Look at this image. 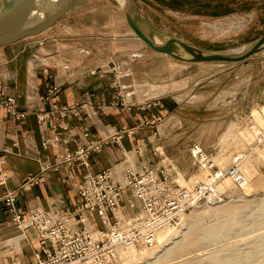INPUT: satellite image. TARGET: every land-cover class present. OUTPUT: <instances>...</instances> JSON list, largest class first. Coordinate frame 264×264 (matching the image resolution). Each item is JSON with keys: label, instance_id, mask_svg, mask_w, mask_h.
<instances>
[{"label": "crops", "instance_id": "obj_1", "mask_svg": "<svg viewBox=\"0 0 264 264\" xmlns=\"http://www.w3.org/2000/svg\"><path fill=\"white\" fill-rule=\"evenodd\" d=\"M61 30L68 33L63 34ZM87 33V29L79 23L69 24L61 20L39 36L0 49V92L16 97L20 109L29 113L25 120L16 122L0 105V150L7 151L3 170L9 175L5 183L0 184V199L9 191L20 188L26 177L41 174L43 168L49 167L36 186L19 192L17 207L22 210H74L79 201L76 186L82 183L87 173H97L108 168L132 169L136 172L152 169L155 173H163L162 167L165 175L176 172H170L164 164L155 163V160L163 157L162 154L158 156L159 148L156 146L164 144L165 148L163 139L166 134L163 135V132L168 129L167 126L161 124L155 131L147 123L156 115H163L161 110L168 97L167 93H173L176 89H196L201 76L194 73V68L211 63L177 61L147 46L141 47L139 53L134 54L136 50L132 45L137 43V39L133 35L121 36V44L112 43L110 48L113 58L120 59V63H124L129 54L136 55L129 62L127 60L131 70V84L133 89L139 91L132 98L138 100L140 96L146 106L132 108L125 101L123 107L111 110L109 115L95 113L90 117H71L66 122L67 130H54L48 124L39 125L35 114L39 110H50L58 106L74 107L84 101L92 104H110L114 101L122 103L120 98L123 99V86L118 82L116 71H112L109 66L113 58L105 56L106 43H101L96 53L90 52ZM239 64H228L227 67L234 69ZM55 87L60 88L58 102L41 99ZM114 129H133L134 133L125 135L121 144L103 147L100 154L92 156L88 169L77 165L54 169L66 152H73L88 142L110 136ZM55 137L61 139L57 144L53 142ZM173 139L179 141L181 137ZM46 141H50V145L45 148ZM165 157V161H170L167 167L174 169L177 160ZM194 166L191 162L192 169L187 172L177 170L187 178L192 176ZM122 211L125 215L130 214L125 209ZM90 219L97 228H104L95 215H90ZM15 234L12 217L0 209V264L13 263L8 258L6 243ZM27 235L28 240L32 241L31 250L24 246L17 264L35 262L39 237L34 229H29Z\"/></svg>", "mask_w": 264, "mask_h": 264}, {"label": "rangeland", "instance_id": "obj_2", "mask_svg": "<svg viewBox=\"0 0 264 264\" xmlns=\"http://www.w3.org/2000/svg\"><path fill=\"white\" fill-rule=\"evenodd\" d=\"M133 1L157 29L202 50L230 52L247 47L264 35V0ZM61 20L69 22V24L79 23L80 26L87 29L89 36L87 41L90 44L88 50L90 52L96 53L101 43H106L105 56L107 58H113L110 48L112 43L121 44L119 39L125 34L135 36L126 22L121 6L115 0H88L82 6L67 13ZM61 32L63 34L68 33L66 30H61ZM153 38L155 41L161 42L154 35ZM136 39L137 43L132 45L136 50L134 54L139 53L138 50L141 47L147 46L138 38ZM134 54H129L128 62L136 57ZM127 60L120 63V59L113 58L109 64L111 70L116 71L119 76L118 82H121L123 86V99L120 98V100H123L124 103L127 101L128 104H125L131 105L132 108L144 107L146 105L142 103L143 99L140 96L138 100L136 97L132 98V95L134 93L139 94V91L133 89L131 84V70ZM227 65V63H211L206 66H196L194 73L201 76L196 89L185 91L176 89V91H172L173 93H167L168 97L165 99L164 108L161 110L164 116L159 115L164 119L162 124L168 128L163 132V135L166 134L163 139L165 148L164 144L156 146L159 148L158 156L162 154L163 157H159L155 163L164 164L167 170L169 169L170 172L175 170L176 172L165 175V169L162 167L163 173L156 171V174L160 179L166 178L169 181L173 179L183 188H189L193 184L186 186L182 177L190 180L191 177L201 174L200 176L204 178V174L198 171L196 166H194L195 170L192 176L187 178L177 170L187 172L192 169L190 147L195 143L211 153L214 158L218 155L219 160L223 161L221 167L225 168L231 165L232 157L236 153L250 154L245 160L241 172L243 178H247L251 182V189L246 192L239 183H234L231 187L226 186L228 189L222 192L224 197L222 203L217 204L233 202L243 204V201L249 203L250 208L246 209L245 213L240 216L241 221L244 222L243 225L247 226L244 229L233 230L220 240L200 241L195 249L185 255L181 254L175 258H170L165 256L167 249L177 245L179 241L185 238L186 232L188 233L190 230L187 221L182 220V222L180 220L176 223L177 225L174 224V232L170 234L167 241L158 243L151 252L137 254L134 258H126L122 263L185 264L191 261L200 262L203 257L218 253L221 250L232 248L236 251L239 249L243 251L246 249L244 247L245 242L257 239L264 234V211L261 212L257 209L258 202L264 197V157H262L264 143L256 146L255 137L249 142L245 139L250 127L258 126L259 131L264 127V117L261 116V114L264 116L262 113L264 108V51L246 63L237 65L234 69L229 68L231 66L227 67ZM256 112L261 113L258 116L262 117V125L257 121ZM160 125L157 127L149 125V127L156 131ZM231 125L235 129V131L232 130L233 132ZM168 136H171V139H168ZM178 136L181 139L175 141L173 137ZM224 137L227 139H223ZM165 155L177 160L174 169L167 167L170 161H165ZM246 165L252 167L251 174L247 176L244 174ZM132 201V195L127 193L122 208L130 214L125 215L122 209V213L119 215L123 219L131 218L140 211L138 204L135 205L134 209L130 207ZM197 209L200 212L204 211L203 207ZM197 209L191 210L187 215H191L192 211H197ZM201 219L204 224L211 225L217 221H222L223 215L213 218L205 213ZM198 234L200 235V233ZM25 235L23 241L17 239L16 246L11 242L7 243L8 252L11 247L15 249L13 260L12 256L8 257L10 262L18 263L17 259L23 254L24 246L31 250L32 241L28 240L27 232ZM18 236L21 234L16 232L14 237L8 238L7 241ZM18 242H21L20 245H17ZM32 262L31 264L34 263Z\"/></svg>", "mask_w": 264, "mask_h": 264}, {"label": "built area", "instance_id": "obj_3", "mask_svg": "<svg viewBox=\"0 0 264 264\" xmlns=\"http://www.w3.org/2000/svg\"><path fill=\"white\" fill-rule=\"evenodd\" d=\"M59 93L60 88L55 87L41 99L58 102ZM0 105L16 122L25 120L29 115L20 109L16 97L1 92ZM123 106L124 103L118 101L110 104L84 101L74 107L58 106L39 110L35 114L39 125L48 124L54 130H67L68 118L90 117L95 113L109 115L111 110H119ZM163 122V117L158 115L147 124L157 127ZM133 133V129H114L110 136L88 142L73 152H66L54 169L75 165L88 169L93 155L100 154L105 146L121 144L125 135ZM60 140L55 137L53 142L57 144ZM263 142L264 128L257 133L255 145ZM48 145L50 141L44 143L45 148ZM6 153V150H0V184L9 178L3 170ZM190 156L204 178L189 188L179 186L173 179H160L152 169L136 172L132 169L108 168L85 175L82 183L76 186L79 201L72 211H48L42 208L25 211L18 208L19 192L36 186L39 178L49 169L45 167L41 174L26 177L20 188L9 191L0 199V209L12 217L16 232L25 237L29 229L37 232L39 250L34 254L33 264H124L119 255L121 249H152L159 231L176 224L194 208L219 203L224 198L218 191L223 180L231 178L238 181L242 177L239 168L242 156H236L228 169L217 165L213 155L197 143L191 145ZM127 193L133 197L130 207L134 209L138 204L140 211L131 218L123 219L119 213ZM90 215H95L104 228H97L91 222ZM8 253L13 260L15 249L11 247Z\"/></svg>", "mask_w": 264, "mask_h": 264}, {"label": "water", "instance_id": "obj_4", "mask_svg": "<svg viewBox=\"0 0 264 264\" xmlns=\"http://www.w3.org/2000/svg\"><path fill=\"white\" fill-rule=\"evenodd\" d=\"M88 0H0V49L26 38L39 36L55 26L70 11ZM135 37L157 53L190 63H242L264 51V35L242 51L210 52L191 46L157 29L133 0L121 3ZM153 35L161 42L154 40Z\"/></svg>", "mask_w": 264, "mask_h": 264}, {"label": "bare ground", "instance_id": "obj_5", "mask_svg": "<svg viewBox=\"0 0 264 264\" xmlns=\"http://www.w3.org/2000/svg\"><path fill=\"white\" fill-rule=\"evenodd\" d=\"M119 1L124 4L128 0H119ZM235 51L240 52V51H242V49H237ZM200 64H204V63H200ZM262 113L264 114V108H263ZM258 114H261V113L260 112L255 113V115L258 118V120H257L258 123L261 124L262 123V117H264V116L261 114L262 117L261 116L259 117ZM261 125H259V126H261ZM232 126L233 125H231V127ZM230 128H229V130H230ZM233 128L234 127H232L231 131L232 130L235 131V129H233ZM235 128H236V126H235ZM260 131H259L258 126L250 127L249 131L247 132L248 135H245L246 141L249 142L253 137L256 138L255 135H257V133ZM244 133L246 134V132H244ZM225 137L223 139H225ZM247 137H248V139H247ZM245 139H244V141H245ZM240 144H242V143H240ZM245 144H244V146H245ZM260 145L261 144H259V146ZM256 148H254V149L256 150ZM249 155H247L246 153H236L235 155H233L232 163L228 168H230L233 165V161H234L236 156H240V157L242 156V161H241L240 166H239L240 172H241V168L243 169V166L246 162L245 160L247 159V157ZM262 157H264V153H263ZM213 159H214L215 163L221 167L223 161L219 160L220 158L218 157V155L215 158L213 157ZM221 168L222 169H228L225 167H221ZM251 171H252L251 165H246L244 167V174L246 176L250 175ZM240 174L242 175V177L240 179H238V181L231 179V178H226L225 180H223V182L218 186V191L220 193H222L223 191L228 189V188H226V186L231 187L232 184L239 182L242 185V188L246 192H248L252 187L251 182H249L247 178L246 179L243 178L242 172ZM198 175L199 176L196 175V176L191 177V179L189 181H185L183 179H182V181L186 184V186H189L190 184H194L195 182L203 179V177L200 176L201 174H198ZM248 178H249V176H248ZM220 203H222L221 200L219 201V203L217 202V203L212 204V205H205V206H203L204 211H202V212L198 211L197 208H194L192 210L197 209V211H192L191 215L188 216L186 214L183 217V219L181 218L180 219L181 221L182 220L187 221V223L189 224L187 226L190 227V230L188 229L189 232L188 233L186 232L185 238L183 240L179 241V243L177 242L178 243L177 245H175L174 247H172L170 249H167V251L165 252L166 253L165 256L170 257V258H172V257L175 258L176 256L181 255V254L185 255L189 251L195 249L199 245L200 241H203V240H206V241L220 240L223 237H226L233 230L244 229L247 226V225H243L244 222L241 221L240 216H241V214L245 213L246 209L250 208L249 203H246L243 201V204L233 202V203L217 205ZM198 208H201V207H198ZM257 209L261 212L264 211V197L262 199H260V201L258 202ZM205 213L207 215H209L210 217H213V218H217V216L223 215V220L217 221L211 225H206V224H204L203 220L201 219L205 215ZM174 226L175 225L169 226V227L158 232L157 237H156V245L152 249H147L146 247H139V248H132V249H121L119 251V255H120L122 261L126 258H132V257L134 258L137 256V254H146V253L154 250V248L158 245V243L160 244V243H163L164 241L168 240L170 234L172 232H174ZM198 233H200V235ZM184 234H185V232H184ZM18 238H19V240L23 241L25 236L24 235L18 236L14 239H11L10 241H7V243L11 242L15 245V242L17 241ZM20 243L18 242L17 245H20ZM244 247H246V249L243 251H241L240 249L238 251H236L235 249L229 248V249L221 250L218 253H215V254H212L209 256H205L202 258L201 261L197 259L200 262L191 261V262H188L185 264H264V234L260 235L257 239L245 242Z\"/></svg>", "mask_w": 264, "mask_h": 264}]
</instances>
